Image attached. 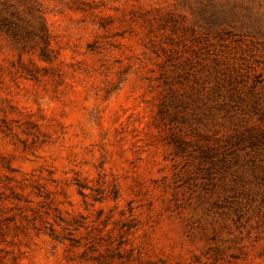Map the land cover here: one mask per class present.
I'll return each instance as SVG.
<instances>
[{"label":"rangeland","instance_id":"obj_1","mask_svg":"<svg viewBox=\"0 0 264 264\" xmlns=\"http://www.w3.org/2000/svg\"><path fill=\"white\" fill-rule=\"evenodd\" d=\"M0 264H264V0H0Z\"/></svg>","mask_w":264,"mask_h":264}]
</instances>
